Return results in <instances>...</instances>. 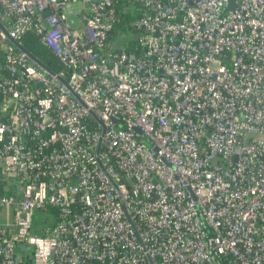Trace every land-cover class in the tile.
Segmentation results:
<instances>
[{"label": "built area", "instance_id": "1", "mask_svg": "<svg viewBox=\"0 0 264 264\" xmlns=\"http://www.w3.org/2000/svg\"><path fill=\"white\" fill-rule=\"evenodd\" d=\"M233 3L0 0V264H264V0Z\"/></svg>", "mask_w": 264, "mask_h": 264}, {"label": "trees", "instance_id": "2", "mask_svg": "<svg viewBox=\"0 0 264 264\" xmlns=\"http://www.w3.org/2000/svg\"><path fill=\"white\" fill-rule=\"evenodd\" d=\"M118 5H120L117 11L119 21L114 25L113 35L128 29L129 21L134 18V16L130 14L129 8L124 7L125 4L120 2ZM25 42L27 48L36 54L43 62L51 63L54 61V57L51 55L50 51L38 41L36 36H26Z\"/></svg>", "mask_w": 264, "mask_h": 264}, {"label": "rangeland", "instance_id": "3", "mask_svg": "<svg viewBox=\"0 0 264 264\" xmlns=\"http://www.w3.org/2000/svg\"><path fill=\"white\" fill-rule=\"evenodd\" d=\"M130 14H131V15H134V14H135L134 9H131V10H130ZM71 19H72V20L74 19L75 22H76V20H77L76 17L70 15L69 18H68V21H70ZM127 39H129V35L127 36ZM1 54H2V53H1ZM1 54H0V55H1ZM25 254H27L28 256H31V254H32V248L29 249V250H27V251L25 252ZM28 264H32V262L30 261Z\"/></svg>", "mask_w": 264, "mask_h": 264}, {"label": "water", "instance_id": "4", "mask_svg": "<svg viewBox=\"0 0 264 264\" xmlns=\"http://www.w3.org/2000/svg\"><path fill=\"white\" fill-rule=\"evenodd\" d=\"M194 1H195V0H190V4H191V5L194 4ZM233 1H234V0H230V7L233 6V4H234Z\"/></svg>", "mask_w": 264, "mask_h": 264}]
</instances>
